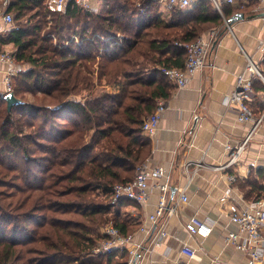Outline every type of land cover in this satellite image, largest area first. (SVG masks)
I'll list each match as a JSON object with an SVG mask.
<instances>
[{"label": "trees", "instance_id": "1", "mask_svg": "<svg viewBox=\"0 0 264 264\" xmlns=\"http://www.w3.org/2000/svg\"><path fill=\"white\" fill-rule=\"evenodd\" d=\"M45 1L11 0L0 35L28 64L11 76L21 103L7 110L0 93V264H127L94 248L103 226L127 234L139 225L113 188L150 152L142 121L174 86L162 69L183 65V43L206 24L238 13L207 0L165 12L158 0H102L99 12H56ZM241 183L253 200L264 197L251 175Z\"/></svg>", "mask_w": 264, "mask_h": 264}, {"label": "crops", "instance_id": "2", "mask_svg": "<svg viewBox=\"0 0 264 264\" xmlns=\"http://www.w3.org/2000/svg\"><path fill=\"white\" fill-rule=\"evenodd\" d=\"M222 4L232 8V15L242 13L243 17L235 18L230 26L217 24L200 34L208 41L204 66L186 86H173L169 96L162 99L166 109L156 131L149 135L150 152L143 164L162 166L167 172L169 202H173L185 186L188 202L180 205L174 215L162 219L166 234L149 254L141 253L139 259L145 264L250 263L248 252L226 242L224 236L227 230H237L229 214L246 208L253 200L246 195L248 186L243 187L241 182L251 175L264 186V89L257 87L264 88V28L261 20L264 0H234L232 4ZM160 7L166 11L163 5ZM11 24L0 18V35L6 34L2 30L5 28L6 31ZM248 59L262 76H253L250 105L255 116L263 115L262 122L254 130L248 122L238 121L236 111L229 103V93L237 77L244 73ZM24 65L0 56V93L6 92L5 76L25 69ZM249 132V139L236 163L219 170L211 168L227 161L226 144H238ZM201 159L203 166L195 173L185 170L186 161ZM158 197L159 189L151 184L146 202H130L123 211L136 225L140 224L154 211ZM192 215L211 220L212 229L207 237L191 236L185 231L184 223ZM184 244L196 248L200 260L183 255L180 249ZM262 258L264 263V254Z\"/></svg>", "mask_w": 264, "mask_h": 264}, {"label": "built area", "instance_id": "3", "mask_svg": "<svg viewBox=\"0 0 264 264\" xmlns=\"http://www.w3.org/2000/svg\"><path fill=\"white\" fill-rule=\"evenodd\" d=\"M165 9L172 6L181 8L193 7L201 0H158ZM214 8L222 14L221 4L226 2L232 4L234 0H207ZM245 1V0H244ZM11 0H0V18L5 22L12 23L13 14L9 11ZM70 4L80 6L84 11L99 12L102 6V0H46L45 5L53 11L61 12ZM225 25V18H223ZM264 28V15L261 18ZM186 56L181 67L163 68L162 72L176 87H184L189 79L204 66L205 56L208 47V41L201 35L190 42L183 43ZM0 56L8 61L12 57L7 52H0ZM250 73L249 75L247 73ZM253 76H261L258 69L250 59L247 60L244 73H241L237 79L233 90L229 93V103L235 109L237 119L240 122H248L251 130H254L263 119V115L257 117L254 115L250 101L253 94ZM6 93L11 90V73L4 78ZM166 109L162 99L156 102L154 110L147 114L141 124V130L144 134L152 135L159 124V120ZM250 132L244 140L238 144H226L228 152L227 161L223 165H214L212 169H223L236 163L242 154L244 147L249 139ZM203 166L201 160H188L184 163L186 171L191 170L195 173ZM192 176L189 177V180ZM153 184L159 189V197L153 212L147 215V218L138 225V227L127 234L121 233L118 228L112 224L103 226L102 237L96 244L94 251L99 253L125 254L127 264H145L141 262V253L149 254L152 249L160 243L166 234L162 219L165 216L174 215L178 212L180 205L188 202L186 186L183 187L173 202H169L168 194L170 191L169 175L162 166L149 167L146 164H140L136 167L134 177L127 181L117 183L113 188L115 198H125L135 203H144L148 198L149 187ZM231 222L236 224L237 230H227L224 240L232 242L235 246L244 249L250 255L249 264H264V197H259L248 203L246 208L234 210L229 214ZM185 231L191 235L200 238L207 237L212 229L211 220H204L197 215H192L184 223ZM148 242V244L146 243ZM180 252L189 259L200 260V255L196 248L190 245H182Z\"/></svg>", "mask_w": 264, "mask_h": 264}, {"label": "rangeland", "instance_id": "4", "mask_svg": "<svg viewBox=\"0 0 264 264\" xmlns=\"http://www.w3.org/2000/svg\"><path fill=\"white\" fill-rule=\"evenodd\" d=\"M222 7L224 8V7H226V5H222ZM165 10H167V9H165ZM217 24H206L205 25V27L206 26H208V27H214V26H216ZM223 26V25H222ZM208 29V28H207ZM2 32L3 33H5L6 31H5V28L2 30ZM3 48H7V49H3ZM13 47L12 46H9V47H3V46H1L0 45V51L1 50H3L4 52H7L8 54H9V52H11V49H12ZM27 66H28V64H25L24 65V68H27ZM11 87H13V84H11ZM25 101H27V100H29V101H35V102H38L39 101V98L38 97H34L32 94H30L29 92H24V93H20L19 94ZM38 95V94H37ZM5 105V103L3 102L2 104H1V106H4ZM24 112V114L25 115H28V113L27 112H25V111H23ZM126 257V256H125ZM125 257L123 256L122 258L123 259H125Z\"/></svg>", "mask_w": 264, "mask_h": 264}, {"label": "water", "instance_id": "5", "mask_svg": "<svg viewBox=\"0 0 264 264\" xmlns=\"http://www.w3.org/2000/svg\"><path fill=\"white\" fill-rule=\"evenodd\" d=\"M243 14L242 13H238L236 14V16H232L229 19H226L225 22L227 24V26H230L231 22L235 19V18H242ZM4 99L6 101V107L7 110H10L12 106L20 104L21 100L19 98H17L13 92L9 91L7 93L4 94Z\"/></svg>", "mask_w": 264, "mask_h": 264}]
</instances>
